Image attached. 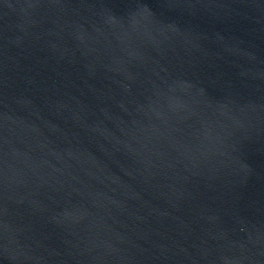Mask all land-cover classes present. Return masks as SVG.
<instances>
[{
    "label": "water",
    "instance_id": "95a60500",
    "mask_svg": "<svg viewBox=\"0 0 264 264\" xmlns=\"http://www.w3.org/2000/svg\"><path fill=\"white\" fill-rule=\"evenodd\" d=\"M0 264H264V0H0Z\"/></svg>",
    "mask_w": 264,
    "mask_h": 264
}]
</instances>
